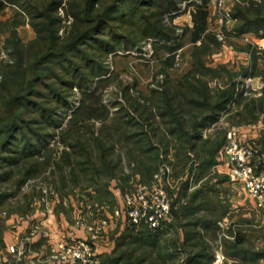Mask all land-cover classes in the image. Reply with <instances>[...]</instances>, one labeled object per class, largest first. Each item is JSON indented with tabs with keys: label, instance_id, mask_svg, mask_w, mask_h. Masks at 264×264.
Listing matches in <instances>:
<instances>
[{
	"label": "trees",
	"instance_id": "trees-1",
	"mask_svg": "<svg viewBox=\"0 0 264 264\" xmlns=\"http://www.w3.org/2000/svg\"><path fill=\"white\" fill-rule=\"evenodd\" d=\"M8 1L17 3L27 12L37 35L24 43L13 28L7 43L13 61L1 64L0 179L29 161L31 165L24 182L41 166L53 163L56 157H51V153L57 148L50 140L59 135L57 129L69 113L72 117L66 129L61 130L59 140L65 144L62 152L68 157H60L56 164L61 166L62 158L87 170L85 166H90L95 158L96 167L88 182L95 184L104 171L114 174L120 162L116 158L122 157L117 152L118 147L125 148L127 156L136 161L137 169L150 179L164 162L162 157H168L173 149L184 157H208L206 163L197 167L205 171L207 166L218 164L215 157L227 141V138L217 141L213 147L205 130L225 112H230V120L234 114L233 117L239 116V121L248 123L259 120L264 112V89L260 96H248L242 87L244 79L216 88L210 85V78L220 76L223 69L207 66L205 61L207 53L221 45L219 38L208 31L211 0H0V11ZM184 3L187 7L194 6V25L185 27V35H191L194 44L192 66L177 81L167 82L162 89H152L150 96L138 91L132 93L131 86H126L124 92L133 110L123 106L111 116L101 87L115 74L106 61L111 54L141 47L143 41L150 38L158 50L166 47L176 51L182 47L185 42L177 34L178 25L173 18L183 11ZM233 17L236 19L234 33L242 35L253 31L264 37V0L237 4ZM66 21L69 24L60 34ZM251 49L257 61L258 47ZM260 56L264 58V49ZM173 57L169 55L166 62H172ZM253 73L246 67L243 76ZM75 87L83 94L77 108L71 98ZM97 119L102 122L99 127H96ZM254 163L264 167L263 159ZM22 182L19 181V185ZM189 184L190 179L185 189H189ZM215 188L201 186L190 193L186 204L205 203L214 194L219 197ZM205 189L207 194H204ZM8 194L0 193V203L9 198L11 193ZM188 209L185 205V212H190ZM187 226L194 237L186 234L184 243L197 247L204 238L195 226L184 227ZM133 227L131 231H144L147 243L165 234L152 233L146 226ZM193 248L186 249V262L207 264L211 261V257L204 260L207 253L193 251ZM230 254L244 255V260L248 259L247 252ZM121 259L111 264H123Z\"/></svg>",
	"mask_w": 264,
	"mask_h": 264
},
{
	"label": "rangeland",
	"instance_id": "rangeland-1",
	"mask_svg": "<svg viewBox=\"0 0 264 264\" xmlns=\"http://www.w3.org/2000/svg\"><path fill=\"white\" fill-rule=\"evenodd\" d=\"M247 2L249 0H226L220 6L210 1L208 31L219 38L221 45L214 46L205 56V61L207 66L223 68L220 70V76L210 78V85L213 88L224 86L229 81L244 79L242 87L245 88V94L260 96L264 89V58L260 56L261 50L264 49V37L253 31L242 35L233 31L236 24L233 17L234 8L239 3ZM7 3L5 9L0 11V80L1 64L13 61L10 55L11 48L7 45L12 29L17 30L19 38L24 43L37 35L27 12L22 11L17 3L9 1ZM191 7L194 9L193 5ZM185 9L173 18L174 23L178 25L177 34L181 35V41L185 42L176 51H169L170 49L166 47L158 50L153 38H150L143 41L141 47L120 50L118 54L110 55L106 62L110 64L115 77L108 84L102 85L104 87H101V90L104 102L111 109V116L123 106L132 109L124 92L126 86H131L132 93L138 91L150 96L152 89H162L167 82L177 81L178 77L192 66L194 44L191 43V35H185V27H192L194 22L193 17L189 16L192 15V10ZM61 13L64 14L63 9ZM68 24L69 21L64 22L60 34ZM200 43L201 40L198 44ZM255 46L258 47L257 51L254 50L258 57L257 61L251 49ZM171 54L174 55V59L168 63L166 59ZM246 67L254 72L253 75L243 76ZM74 91L75 94L71 98L77 108L83 94L78 87H75ZM235 106L234 103L233 108ZM233 115L230 120V112L223 113L215 124L205 130V135L211 137V145L215 146L217 141H224L229 131L237 128L241 142L251 145L254 149L252 163L255 165L254 161L264 160V157H260L264 153V141L244 137L242 132V127L247 125L257 124L264 128V112L261 113L259 120L250 123L239 121V116ZM71 117V113L65 115L63 124L57 129L59 135L50 140L51 145L57 148L51 153V157H56L53 163L46 167L41 166L24 182L22 181L27 168L31 165L29 161L14 168L5 179H0V193L4 195L11 193L8 199L0 203V264H59L57 255L60 251L63 253L61 245L72 243L77 238L88 240L95 247L101 264H111L113 260L119 258L123 259V264H185L186 249L190 250L193 247L181 241L182 232L184 236L194 235L191 236L189 226L182 229L184 228L182 223L199 214V211L193 215L184 210L190 193L201 186L207 189L215 186L226 192L230 191L231 187L236 190L242 187L240 184L233 186V183H242L247 189L243 180H232L231 165L222 150L219 151V156L215 157L218 164L207 166L201 175L194 177V183L191 184L194 189L192 192L185 189L190 174L193 168L198 172L197 167L206 163L208 157L205 155L184 157L176 154L174 149L169 152L168 157H162L164 162L150 179L137 169L136 161L127 156L125 148L118 147L117 152L122 154V157L116 158L120 159V162L114 174L104 171L101 177L98 176L99 181L95 184L88 183L93 168L96 167L95 158L93 164L90 162V166H85L87 170L62 158V165L56 164L60 157H68L62 152L65 144L59 140L61 130L66 129ZM96 123V127L102 124L100 119H97ZM73 156L71 153V157ZM256 165L258 170L264 171V167L257 163ZM157 174L161 175V184L167 189L174 203L173 222H176V226L172 223L170 230L165 231L161 239L147 243L149 240L144 238L145 234L142 233L144 231H131L134 229L133 225L126 216L118 217L116 209L124 207V193L133 191L140 183L151 182ZM19 181L22 182L20 185ZM249 196L255 199L250 194ZM216 197L214 194L211 201L205 203L224 200V207H228L229 203L233 207L236 201L231 194L229 196L225 194L223 198ZM243 207L235 212L230 211L223 228L218 229L221 231L220 236L228 234L231 240L224 242L222 240L221 243L217 241L216 233H211L209 235L211 244L201 239L193 251L207 253L208 257H204V260L209 259L212 252L215 251L216 255L220 252V256L215 257L211 264H264V207H260L259 204L253 208ZM220 211L223 212L218 209L209 213L217 217ZM97 229L100 231H96ZM223 252L227 255L247 252L251 258L240 261L239 258H232L226 254L223 256Z\"/></svg>",
	"mask_w": 264,
	"mask_h": 264
},
{
	"label": "built area",
	"instance_id": "built-area-1",
	"mask_svg": "<svg viewBox=\"0 0 264 264\" xmlns=\"http://www.w3.org/2000/svg\"><path fill=\"white\" fill-rule=\"evenodd\" d=\"M225 1L212 0L220 6ZM186 7L184 3L183 9ZM222 153L231 165L232 180H243L249 194L258 201L260 207H264V171L256 169L252 163L254 149L241 142L237 128L229 131ZM160 177L157 174L151 182L140 183L133 191L124 193V207L116 209V215H124L133 226H146L152 233L170 229L173 223V201L161 184ZM61 249L63 253L60 251L57 255L59 264H101L95 247L88 240L77 238L72 243H63Z\"/></svg>",
	"mask_w": 264,
	"mask_h": 264
},
{
	"label": "crops",
	"instance_id": "crops-1",
	"mask_svg": "<svg viewBox=\"0 0 264 264\" xmlns=\"http://www.w3.org/2000/svg\"><path fill=\"white\" fill-rule=\"evenodd\" d=\"M191 6H192L191 4L188 5V7H186V9L187 8L190 9ZM190 10H193V8L191 7ZM189 16L191 17L192 15H189ZM242 128H243L242 132H243L244 137L253 138L254 140L255 139L260 140L262 142L264 141V139H263L264 138V128L263 127H261V126L259 127V125L253 124V125L244 126ZM221 156H223V155H221ZM260 157H264V153ZM193 172L190 174V177H189L190 178V186H189L190 192H192L194 190L193 187H191V184L194 183L193 182L194 177L196 175L197 176L201 175V173L203 171H202V169H199L198 172L196 170ZM237 184L242 185V187L241 186H240V188L238 187L237 190L234 189V187H231V190L228 192H226L224 189H221V188H217V187L215 188V190H217V193L221 198H223V195H225V194H227L228 196L230 194L232 195L233 200H236V201H234L233 207H231L230 203H229L230 205L228 204V207H224V205H225L224 200L219 201V202L217 200L216 202H208V203H203V202L197 203V202H195V203L186 204L189 207V209H191V206L193 205L192 209L190 210V212L193 213V215L195 213H198V211H199V214H197L196 217H193L190 220L183 222L182 223L183 227L186 225H189V224L195 226L196 231L197 232L199 231L200 236H202L204 238V240L207 241L209 244H211V242H210L211 237L209 236L211 233L212 234L216 233V238L218 239L217 241H219L221 243H222V240H223V242H224V240L225 241L231 240L232 238H230L228 234L227 235L224 234L223 236H220V232H221L220 230L223 228L224 222H226L228 220V217L230 216V211L234 210V212H235L236 210L244 208L243 206H246L248 208H253V207H256L258 205L256 199H253L252 197L249 196V193H248L247 189L245 188V185H243L242 183H233V186H235ZM209 192L211 194L213 193L211 191H209ZM204 194H207L206 189L204 190ZM237 195H239V196H237ZM216 198H218V197H216ZM218 209L222 210L223 212L220 211L221 213L217 217L212 216L209 213V212L213 213L214 211H216ZM173 224L175 225L176 222L175 223L173 222ZM182 229H185V227ZM218 229H220V230H218ZM164 233H166V232H164ZM228 237H229V239H227ZM182 239L183 240H181V241L185 240V236L183 235V232H182ZM219 253L216 255V252L214 251L210 254V257H211V261L209 262L210 264H211L212 260L215 259V257L217 258L220 256ZM225 254L226 253L223 252L222 255L225 256ZM228 255H229V257H232V258H236V259L239 258L240 261L244 260V257H245L244 255L243 256H238L235 254H233V255L228 254ZM247 258L250 259L251 255L248 254Z\"/></svg>",
	"mask_w": 264,
	"mask_h": 264
}]
</instances>
